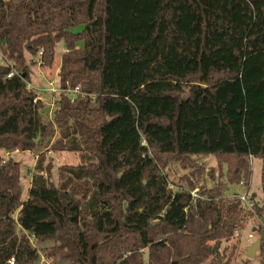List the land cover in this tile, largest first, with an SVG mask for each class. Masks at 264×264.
Instances as JSON below:
<instances>
[{
	"label": "trees",
	"instance_id": "1",
	"mask_svg": "<svg viewBox=\"0 0 264 264\" xmlns=\"http://www.w3.org/2000/svg\"><path fill=\"white\" fill-rule=\"evenodd\" d=\"M59 43L47 119L25 53L51 68ZM0 55V150L34 152L40 171L22 199L0 155V264H230L221 242L251 214L264 264V0H0ZM44 150L81 163L54 184ZM110 153L134 160V186L103 179ZM209 154L230 182L261 160L253 211L220 183L195 200L168 187L167 164Z\"/></svg>",
	"mask_w": 264,
	"mask_h": 264
},
{
	"label": "rangeland",
	"instance_id": "2",
	"mask_svg": "<svg viewBox=\"0 0 264 264\" xmlns=\"http://www.w3.org/2000/svg\"><path fill=\"white\" fill-rule=\"evenodd\" d=\"M63 44L59 43L56 46V58L51 68L40 67L37 63V57L28 58L26 62L29 65L30 72V84L34 86L39 95L45 100L46 103L54 105L55 99L58 97V77L56 66L60 63V53L63 51ZM37 60V61H36ZM33 61L34 63H30ZM5 61L0 55V64ZM50 88H55V91H50ZM71 91H67L68 95ZM75 94V93H74ZM83 94V93H82ZM81 94V95H82ZM54 106H52V110ZM7 152L0 150V155L19 162L21 170L20 184H22V199H25L28 187L30 185L31 176L40 172L35 168L37 154L31 151L23 152ZM9 153V152H8ZM42 165L46 166L50 163V181L54 184L57 182V169L60 165L72 164L79 165L80 159L76 153L68 151H48L44 150ZM106 165L109 167L108 174H103V179L108 184L111 182L112 175L115 176L114 187H129L134 186L137 182L138 175L135 171L134 160H131L128 155H122L118 153H110L106 158ZM202 170L201 175H197V168ZM227 165L226 163L218 164V161L214 155H200L190 156V159L185 164L181 165L178 162H170L161 171L166 176L168 187L184 190L198 189V193L201 188H210L217 183L221 184L222 192L225 197H231L232 193H243L248 191L254 195V200L259 202L261 200L262 192L260 186V172H261V160L259 158H253L250 163V177L245 185L239 184L237 181L230 182L226 175ZM45 175V174H44ZM111 176V177H110ZM259 221L255 214L247 216L240 229L234 232V235L229 240H222L221 249H225L226 253H232L230 264H260L259 243L255 249V253L252 257L246 256V248L250 246L256 239L259 238L257 228ZM41 260L42 253H39ZM42 260L38 264H41Z\"/></svg>",
	"mask_w": 264,
	"mask_h": 264
},
{
	"label": "built area",
	"instance_id": "3",
	"mask_svg": "<svg viewBox=\"0 0 264 264\" xmlns=\"http://www.w3.org/2000/svg\"><path fill=\"white\" fill-rule=\"evenodd\" d=\"M14 72L15 71L9 72L7 74V77H11L14 74ZM52 91H55V88L52 89ZM67 91H71L69 93V95H68ZM65 92L67 93V95L71 101L75 98L76 94H79V93L82 94L80 91H78V88L67 89ZM36 98H38V97L36 96ZM142 144H145V141H143ZM238 183L241 185H245L243 180L238 181ZM189 194H190L191 200H195L196 198L199 197V193H198L197 188L189 190ZM230 196L238 199L240 205L243 206L244 208H246L247 210L253 211L255 200L250 197V193L248 191H244L243 193H232ZM235 232H236V230H235ZM41 260L43 261V257H41ZM13 261H14L13 257H11L10 260H8V263L13 264Z\"/></svg>",
	"mask_w": 264,
	"mask_h": 264
},
{
	"label": "crops",
	"instance_id": "4",
	"mask_svg": "<svg viewBox=\"0 0 264 264\" xmlns=\"http://www.w3.org/2000/svg\"><path fill=\"white\" fill-rule=\"evenodd\" d=\"M62 53V52H61ZM61 53H60V56H61ZM27 55V59L28 58H30V54H28V53H25V56ZM26 58V57H25ZM38 60V59H37ZM36 60V61H37ZM36 64H38L39 65V62L37 61V63ZM58 67H59V64L56 66V70L58 69ZM27 86H28V88H33V89H36V88H38V87H34V86H32L31 84H30V82L29 83H27ZM54 89V88H53ZM50 91H52V88H50ZM34 92H35V94H36V96L38 97V99H40L43 103H44V111H43V116L44 117H46L47 119H50L51 118V115H52V106H53V104H52V102L51 103H46V102H44L45 100L42 98V96L41 95H39V92H37L36 90H34ZM13 153V152H12ZM8 154H10V153H6L5 155H8Z\"/></svg>",
	"mask_w": 264,
	"mask_h": 264
},
{
	"label": "water",
	"instance_id": "5",
	"mask_svg": "<svg viewBox=\"0 0 264 264\" xmlns=\"http://www.w3.org/2000/svg\"><path fill=\"white\" fill-rule=\"evenodd\" d=\"M22 186H23L22 184L19 185L20 190H22L23 188ZM258 243H259V239H256L250 246L246 248L247 257H252L254 255L255 249L257 248Z\"/></svg>",
	"mask_w": 264,
	"mask_h": 264
}]
</instances>
